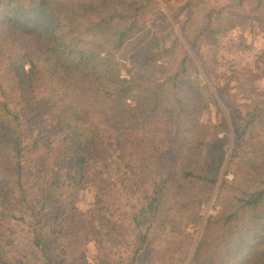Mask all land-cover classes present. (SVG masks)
<instances>
[{"label": "trees", "instance_id": "obj_1", "mask_svg": "<svg viewBox=\"0 0 264 264\" xmlns=\"http://www.w3.org/2000/svg\"><path fill=\"white\" fill-rule=\"evenodd\" d=\"M151 2L0 0V168L11 170L15 156L10 153L24 157L19 156L22 144L30 140L26 167L14 162L17 178L0 177V207L5 206L0 220L14 217L16 209L10 203L25 200L22 171L42 196L43 207L55 202L56 214L74 220L72 198L61 190L66 186L55 187L48 178H65L68 183L73 181L75 189H83L89 163H98L103 170L93 176L101 180L102 174L117 168L122 172L121 184L130 189L139 190L151 181L152 188L147 184L142 193L147 204L135 219L138 226L144 223L140 224L139 217L153 224L159 214L166 224L169 213L175 211L202 229L190 264H264V189L245 191L239 198L233 193L207 219L200 212L215 199L217 189L216 200L226 186L219 183L226 158L220 134L229 132V124L225 117L217 126L199 121L208 105L199 86L209 87L199 72L191 80L189 69H198L192 58L182 59L177 73H165L161 82L156 81V72L165 67L152 53L155 40L141 46L147 34L137 21ZM256 2L264 10V0ZM125 71L129 77L122 75ZM260 112L248 113L243 129L234 119L235 146L251 125L259 120L264 123ZM50 124H54L50 133L65 136L66 153H52L54 142L44 133ZM149 154L155 163L149 161ZM161 162L168 171L158 182L144 170L154 164L162 166ZM229 167L231 162L225 175ZM54 170H63L62 177ZM14 185L21 189V201L15 198ZM166 197H172V205L164 202ZM32 206L29 217L40 219L42 212ZM57 220H50L51 233L34 236L37 252L32 258L0 252V264H85L87 255L79 247L97 232H87L78 244L65 242L62 237L52 238L59 228Z\"/></svg>", "mask_w": 264, "mask_h": 264}, {"label": "rangeland", "instance_id": "obj_2", "mask_svg": "<svg viewBox=\"0 0 264 264\" xmlns=\"http://www.w3.org/2000/svg\"><path fill=\"white\" fill-rule=\"evenodd\" d=\"M151 1L141 10L137 21L143 33L146 31L147 34L141 46L155 40L156 44L152 43L151 46L152 53L165 67L163 72H156V81L161 82L165 73H177L180 61L186 57L192 58L198 69L197 72L189 69L191 80H196L199 72L210 89L199 86L200 94L208 104H199L206 107L205 111L200 112L199 121L204 125L217 126L225 117L229 124V132L220 134L226 158L219 183H225L226 186L222 187L217 200L218 189L212 203L201 208V214L207 219L215 216L223 202L233 193L239 198L245 191L264 189V123L259 120L251 125L239 146L234 144L232 126L236 119L239 129H243L249 121L248 113L253 110H261L260 116L264 115V10L258 9L257 0ZM206 29L207 32L202 34ZM164 49L171 50L168 52ZM2 55L0 52V57ZM187 65L189 68L190 63L187 62ZM122 75L129 77L126 71ZM161 120L157 119L159 122ZM52 126L54 124H50L44 132L45 138L49 137L48 140L54 142L50 147L52 153H66L65 136L50 133ZM28 142L30 140L22 144L23 152L19 155L24 157L16 158L15 154L10 153L12 158L15 156L13 168H16L14 162L19 161L26 167V158L30 157ZM148 157L149 161L155 163L150 154ZM230 162V171L225 175ZM163 164L151 165L144 171L148 172L151 179L156 178L160 182L168 171ZM13 168L5 171L0 168V177L17 178ZM89 168L87 185L83 189H75L73 181L68 183L65 178H54V175L48 178L56 183L55 187L66 186L61 190L65 196L72 198L74 220L56 214L55 202L43 207L42 196L37 189L32 188L27 172L22 171L21 185L25 200L20 204L15 201L14 205L10 203L16 209L12 211L14 217L0 220V252L25 260L32 258L37 252L33 246L34 236L42 232L51 233L48 228L52 223L50 220L58 218L56 225L59 228L54 229L56 232L52 238L62 237L65 242L72 240L78 244L84 241L83 236L87 232H97L96 236L89 237L84 247H79L87 255L85 264H190L195 244L202 236L201 228L191 226L185 217L175 211L169 213L170 221L165 220L166 224H163L164 219L159 214L153 224L139 217L140 224L144 223L138 226L135 219L144 204H147V200L142 199V193L147 184L149 189L152 188L151 181L139 190L130 189V186L121 184L122 179L120 181L118 178L122 172H118L117 168L102 174V180L99 175L93 176L103 170L101 164L89 163ZM62 171L54 170V174L62 177ZM11 188L14 189L16 200L21 201L23 197L19 186ZM65 199L62 197V200ZM164 202L172 205V197H166ZM32 205H35L37 212H42L40 219L29 217ZM65 206H70V202ZM79 212H82V216H79ZM9 250L11 253H8ZM32 263L42 264L39 261Z\"/></svg>", "mask_w": 264, "mask_h": 264}]
</instances>
